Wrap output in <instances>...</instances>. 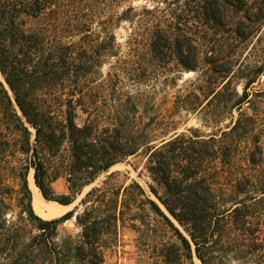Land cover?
<instances>
[{"label":"trees","instance_id":"obj_1","mask_svg":"<svg viewBox=\"0 0 264 264\" xmlns=\"http://www.w3.org/2000/svg\"><path fill=\"white\" fill-rule=\"evenodd\" d=\"M198 1L196 24H192L188 18L172 17L157 24L146 34L131 35L126 46L145 52L147 66L142 68L144 75L156 72L157 68L166 67L164 65L174 61L186 71L197 72L202 64V54L205 53L204 62L209 67L207 71L210 75L205 81L209 86V94L205 98L204 108L211 110L206 122L217 123L225 109L230 111V115L234 110L239 112V118L227 127L228 131L221 130L224 142L220 146L216 145L214 136H209L208 140L201 139L194 129L189 130L190 135L181 133L168 139L163 137L157 144L151 145L153 141L145 140L143 134L132 135L128 132L125 123L121 121L122 115L115 118L120 125L111 124L113 127L102 130L98 127L104 118L99 116L90 115L79 125L76 108L85 99L84 79L91 70L85 55L93 49L106 52L118 46L115 34L109 33L108 22L103 24H106L104 37L98 41L92 32L95 21L94 0H0V73L12 93L10 95L0 79V110L9 122L8 127L10 121L14 120L16 130L22 137L19 151L24 160L15 169L21 182L18 202L22 207V217L34 223L39 232L35 243L46 248L45 252L51 251L50 244L56 238L59 226L71 220L74 212L53 220L38 216L33 208L28 183L30 170H34L35 184L45 200L70 206L78 194L77 186L83 188L91 184L98 175L108 172L123 158L135 155L143 147L149 150L147 169L157 186L150 184V193L189 234L196 256L202 264H208L204 250L209 239L219 231V224H250L251 215H255L250 211L251 207H240L237 206L240 203H237L225 208L215 192L216 184L208 178V171L220 158L226 164L231 163L243 138L247 142L252 141L254 146L247 157L248 162L257 166L263 161L261 139L253 133L254 129L251 132L247 130L246 122L252 120L240 112L248 100L246 91L259 78L261 67L256 66L254 76L244 87V95L238 96L229 79L233 73L232 62L222 56L224 48L219 45V41L225 38L232 41L233 46L234 43L245 42L253 33L252 25L259 18L264 19V8L258 9L259 13L253 17L248 14L244 20L233 21L230 20L229 7L243 3L244 0ZM28 18L41 23L32 27ZM212 28L216 31L221 29L225 36H221L220 40L210 36L208 30ZM73 38L78 40L69 41ZM76 51H80V54L78 52L74 56ZM140 75L136 74L138 78ZM64 96L67 98L64 99ZM192 96L194 99L187 97L184 100L186 106L193 105L194 100L201 104L198 96L194 93ZM127 102L130 103L131 98L120 104L122 111L127 109ZM65 143L70 146V154L63 156ZM58 156L62 158L61 172H57L54 178L65 175L73 190L72 196L56 197L49 185L48 165L50 159ZM10 169L9 166L0 167V243L4 232L9 231L7 224H10L6 219L10 209V187L5 177ZM119 174L112 173L104 184L108 186ZM244 185L257 188L250 178L239 181L236 188L242 191ZM134 189L137 192H133ZM99 191L102 195H95ZM260 191L264 193V186ZM106 192L93 188L83 200L85 205L91 203L92 208H86L83 215L77 217L78 224L85 226L83 238L89 248L90 263L99 264L104 261L98 241L109 230L104 232L99 224H113L112 227L116 228L117 224L156 222L172 228L180 239L181 245L172 247L177 255L176 260L167 257V264H181L183 259L187 261L186 264H194L190 242L159 203L147 196L137 182L125 187L123 194L121 189L114 192V208H107L111 201L106 200ZM255 194H258V188ZM94 196L98 200H90ZM129 196L135 200L138 196L144 198L143 213L132 209ZM256 199L250 198L251 201ZM94 202H99L105 210ZM101 211L102 216L96 214ZM84 247L79 245L73 249V258L81 257V253L86 251Z\"/></svg>","mask_w":264,"mask_h":264},{"label":"rangeland","instance_id":"obj_2","mask_svg":"<svg viewBox=\"0 0 264 264\" xmlns=\"http://www.w3.org/2000/svg\"><path fill=\"white\" fill-rule=\"evenodd\" d=\"M94 4L95 21L92 32L95 38L100 41V38L104 37L106 24H103L108 22L109 33L115 34L118 46L106 52L93 49L85 55L90 62L91 70L89 69L84 79L85 99L81 106L76 108L77 123L82 125L90 115L99 116L104 118V122H101L98 127L102 130L105 127H113L111 124L120 125L115 118L122 115L121 121L125 123L124 127L128 132L132 135L143 134L145 140L153 141L151 145L157 144L163 137L168 139L181 133L190 135L189 130L192 129L197 132L196 135L202 137L201 139L208 140V137L212 135L217 141L216 145H222L224 139L221 138V130L228 131L227 127L239 118V112L234 110L230 115V111L225 109L217 123L206 122L211 110L204 108L205 98L209 94V86L205 81L210 75L207 71L209 67L204 62L205 53L202 54V64L197 72L186 71L174 61L164 65L166 67L157 68L156 72L151 71L144 75L142 68L147 66L145 52L135 51L126 46L131 35L146 34L157 24L172 17L188 18L192 24H196L199 1L94 0ZM263 4L264 0H244L243 3L230 6V20H244V16L248 14L253 17L259 13L258 9L264 8ZM236 6L239 7L238 10ZM28 22L32 27L41 23L33 18H28ZM252 27L254 30L251 37L243 43H234V46L232 41L224 37L221 39V36H225L221 29L217 31L214 28L209 29L208 34L217 40L221 39L219 45L224 48L222 56L228 58L233 65V73L229 79L238 96L244 95V87L254 76L256 66L261 67L259 78L246 91L248 100L243 104L240 112L245 117L251 118L252 122H246V128L249 131L254 129L253 133L260 137L264 151V19L259 18ZM77 40L78 38H73L69 41ZM78 52L80 54V51H76L74 56ZM135 73L141 74L139 78ZM0 79L9 90L1 73ZM9 93L12 95L10 90ZM193 93L199 97L201 104L194 100L193 105L186 106L184 100L187 97H193ZM66 98L67 96H64V99ZM128 98H131V102H127V109L122 111L120 104L126 103ZM15 108L20 115L16 105ZM8 124L0 110V167L9 166L12 169L5 176L6 183L10 187L8 195L10 209L6 214L10 224H7L9 231L4 232V237L2 235L0 264H92L89 248L83 238L85 226L78 224L77 217L83 215L86 208H92L91 203L85 205L83 200L93 188L107 191L106 200L111 201L108 203L109 209L112 206L114 208L112 204V201H115L114 192L121 189L123 194L124 188L134 181L142 187L147 196L159 203L149 190L150 184L154 186L156 184L147 169L149 150L143 147L135 155L123 158L122 162L108 172L98 175L91 184L83 188L77 186L76 189L79 191L75 195L74 203L64 213L73 211L74 217L59 226L57 236L50 244L51 251L45 252L46 248H41L35 243V237L39 233L35 229V224L22 217V207L18 202L21 182L15 172L24 160V156L19 151L22 137L16 130L14 120L10 121V128ZM30 130L34 134V130L32 128ZM32 139L34 140V137ZM253 147L252 141L247 142V139L243 138L231 163L226 164L220 158L208 171V178L216 184L215 192L225 208L240 203L237 206H250V211L255 213L251 215L253 217L249 220L250 224H219V231L212 239H209V244L204 250L208 264H264V193L260 191L264 186V157L259 165L250 164L247 157ZM69 151L70 146L65 143L63 156L67 153L69 155ZM60 156L50 159L49 185L56 197L72 196L74 193L67 177L61 175L57 179L54 178L57 172H61L62 158ZM32 171L34 177V170ZM114 172L120 174L110 182L108 181L109 184L106 186L104 183ZM244 178L253 180L258 188V194H255L257 188L254 189L248 185H244L242 191L236 188L238 182L244 181ZM158 190L163 192L159 188ZM133 192L137 190L134 189ZM95 195H102V192L99 191ZM252 197L257 199L251 201ZM130 199L132 209L143 213L144 198L138 196L135 200L129 196L128 200ZM90 200L98 199L94 196ZM94 204L105 210L99 202ZM159 205L190 242L193 263H201L196 256L195 246L189 234L167 213L163 205L160 203ZM96 214L102 216V211ZM101 226L104 232L109 230V233L100 237L98 241L104 260L99 264H167V257L172 260L177 258L172 247L176 244L181 245L180 239L177 233L166 224L136 222L135 224H117L116 228L112 227L113 224H99L100 228ZM79 245H84L86 251L81 253V257L73 258L75 255L73 249ZM186 262L183 259L181 264Z\"/></svg>","mask_w":264,"mask_h":264},{"label":"bare ground","instance_id":"obj_3","mask_svg":"<svg viewBox=\"0 0 264 264\" xmlns=\"http://www.w3.org/2000/svg\"><path fill=\"white\" fill-rule=\"evenodd\" d=\"M33 171H30V174L28 176V183H29V188L32 192V197H33V207L36 213L44 218V219H52L59 217L63 215L66 210L70 206H63L58 203L52 202V201H47L43 198L40 190L37 188L34 177H33ZM198 264H201L198 262Z\"/></svg>","mask_w":264,"mask_h":264},{"label":"water","instance_id":"obj_4","mask_svg":"<svg viewBox=\"0 0 264 264\" xmlns=\"http://www.w3.org/2000/svg\"><path fill=\"white\" fill-rule=\"evenodd\" d=\"M165 209V208H164ZM166 210V209H165Z\"/></svg>","mask_w":264,"mask_h":264}]
</instances>
